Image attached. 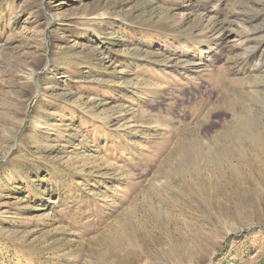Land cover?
I'll use <instances>...</instances> for the list:
<instances>
[{"label":"rangeland","instance_id":"rangeland-1","mask_svg":"<svg viewBox=\"0 0 264 264\" xmlns=\"http://www.w3.org/2000/svg\"><path fill=\"white\" fill-rule=\"evenodd\" d=\"M263 134L264 0H0V264H264Z\"/></svg>","mask_w":264,"mask_h":264},{"label":"bare ground","instance_id":"bare-ground-1","mask_svg":"<svg viewBox=\"0 0 264 264\" xmlns=\"http://www.w3.org/2000/svg\"><path fill=\"white\" fill-rule=\"evenodd\" d=\"M222 24V23H221ZM215 26V25H214ZM215 29H216V31H217V36H218V38L219 39H223L224 38V36L229 32V30H230V27H229V25L228 26H226V25H218L217 27H215ZM231 31V30H230ZM244 32L246 33V42H247V44H246V51H247V53H248V59L250 60L252 57L251 56H253V54L256 52V49H257V47H255V42H256V40H258V38H256V35H258L259 33H260V29H259V27H256V28H254V32L253 33H251V32H248V30L245 28L244 29ZM262 32V31H261ZM218 39V40H219ZM245 57V58H246ZM258 84V83H257ZM260 84V83H259ZM242 120V119H241ZM245 120V119H244ZM243 120V121H244ZM262 138L264 139V134H263V136H262ZM191 142H192V140H191ZM189 144H190V142H189ZM194 144H195V142H194ZM196 145V144H195ZM184 146H186V145H184ZM184 146H182V148H181V150H180V154L179 155H181V157L183 156V154L184 153H187V151L188 150H190L191 151V146H189L188 148L189 149H187L186 147H184ZM181 147V146H180ZM192 147H195V146H192ZM178 151H179V149H178ZM184 158V157H183ZM222 191L223 190V187H222V189H217L216 191ZM218 191V192H219ZM225 192V191H224ZM152 209H153V213H155L156 211H155V209H154V207H152ZM144 211H146L148 214H149V216H151V214H152V212H151V210L148 208V207H146V208H144L143 209ZM134 210L133 209H128V212H126L127 214L128 213H132V215H131V217H129L128 219V222H126V223H128L129 224V226H130V229H131V231L133 230V232H132V237H136V239L137 238H139L138 237V235H140V236H143V237H147L148 239L150 238V231L147 229V227H146V224H145V221H142V222H140V224H139V222L137 221V225H139V228H137V230L135 231L134 230V226H133V219H134V215H135V212H133ZM127 214H126V216H127ZM159 214V213H158ZM158 214H156L155 213V218H151L153 221H155L156 223H161V221L163 220L162 219V217L160 216V215H158ZM148 215H147V217H149ZM120 232V231H119ZM119 232L116 234V236H112L111 237V239L109 240V243H110V245L113 247V246H115L116 248H115V252L114 253H116V252H120V253H123V252H125L126 251V253H127V250H129V248H131V249H135V247H136V245H134V244H136L137 242V240L136 241H134V239H131V238H129V239H123V237H121L120 235H119ZM106 236V235H105ZM104 236H102V237H100L99 238V240L101 239V238H103ZM109 237V236H108ZM140 242V241H139ZM128 244V245H127ZM123 245H127L126 247H125V249L122 247ZM118 248V249H117ZM123 248V249H122ZM113 250V249H112ZM113 252V251H112ZM112 252H110V253H112ZM113 254V253H112ZM125 254V253H124ZM126 255V254H125ZM128 255H130V254H128ZM127 255V256H128Z\"/></svg>","mask_w":264,"mask_h":264}]
</instances>
